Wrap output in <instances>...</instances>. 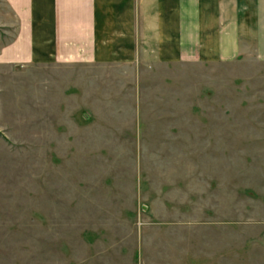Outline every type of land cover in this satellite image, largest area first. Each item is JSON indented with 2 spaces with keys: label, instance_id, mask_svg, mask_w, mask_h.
I'll return each instance as SVG.
<instances>
[{
  "label": "rangeland",
  "instance_id": "rangeland-1",
  "mask_svg": "<svg viewBox=\"0 0 264 264\" xmlns=\"http://www.w3.org/2000/svg\"><path fill=\"white\" fill-rule=\"evenodd\" d=\"M138 67L0 63V264H264V56Z\"/></svg>",
  "mask_w": 264,
  "mask_h": 264
},
{
  "label": "crops",
  "instance_id": "crops-1",
  "mask_svg": "<svg viewBox=\"0 0 264 264\" xmlns=\"http://www.w3.org/2000/svg\"><path fill=\"white\" fill-rule=\"evenodd\" d=\"M6 66H129L264 56V0H2Z\"/></svg>",
  "mask_w": 264,
  "mask_h": 264
}]
</instances>
